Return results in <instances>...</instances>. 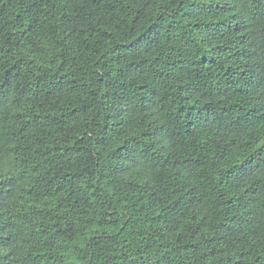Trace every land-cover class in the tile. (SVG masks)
Wrapping results in <instances>:
<instances>
[{
	"label": "trees",
	"instance_id": "1",
	"mask_svg": "<svg viewBox=\"0 0 264 264\" xmlns=\"http://www.w3.org/2000/svg\"><path fill=\"white\" fill-rule=\"evenodd\" d=\"M0 264H264V0H0Z\"/></svg>",
	"mask_w": 264,
	"mask_h": 264
}]
</instances>
